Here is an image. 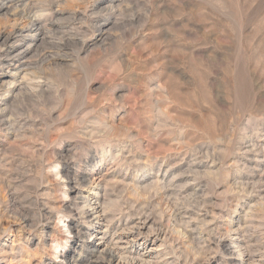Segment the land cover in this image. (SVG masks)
Returning <instances> with one entry per match:
<instances>
[{
    "label": "rangeland",
    "instance_id": "374dc122",
    "mask_svg": "<svg viewBox=\"0 0 264 264\" xmlns=\"http://www.w3.org/2000/svg\"><path fill=\"white\" fill-rule=\"evenodd\" d=\"M27 1L42 15V37L23 62L41 87L1 106L14 134L3 141L0 129V264H62L67 229L83 223L65 180L85 172L95 180L84 195L106 183L116 202L110 227L152 216L141 236L129 228V242L110 248L136 255L145 239L150 264H264V0ZM9 10L0 9V34L14 22ZM237 223L242 233L230 231ZM155 229L169 232L173 249L157 248ZM222 236H251L250 263L224 253ZM16 238L25 246L12 257ZM41 238L57 250L34 252ZM78 254V264L105 257Z\"/></svg>",
    "mask_w": 264,
    "mask_h": 264
},
{
    "label": "bare ground",
    "instance_id": "6f19581e",
    "mask_svg": "<svg viewBox=\"0 0 264 264\" xmlns=\"http://www.w3.org/2000/svg\"><path fill=\"white\" fill-rule=\"evenodd\" d=\"M47 1V0H46ZM111 2V1H110ZM13 5L16 7L18 6V8H14L15 10L17 9L16 12H13L15 10H13L11 8V6L13 7ZM40 6V5H39ZM33 7V6H32ZM12 9L11 11L9 9ZM42 8V7H41ZM0 9L1 10H9L11 13V16L13 17L14 22H12V24H9V28L6 30V32L0 34V67L3 68H7V73L4 74H0V114H2V112H4V110L2 111L1 106L2 105H6L7 102H9L11 99L13 101L17 98V95H21L22 94L25 96L27 95H32L34 93H36L39 88L41 87V83H37L39 81H34L33 82V78L35 75H33V73L27 72L29 69L28 67H26V64H24L23 60L25 57H27L28 54H30V52L32 51V47L34 46L33 44H35V42L38 40V38L41 36V21H42V15H31V9L29 7V1L26 2V0H7V2L5 3H1L0 4ZM9 12V13H10ZM42 12V11H41ZM56 12V11H55ZM61 12V11H60ZM5 13V11H4ZM37 13V12H36ZM4 15V14H3ZM7 15V14H6ZM8 16V15H7ZM20 16V18H19ZM11 18V17H10ZM58 21V20H57ZM56 23V22H54ZM49 24V23H48ZM51 25V24H50ZM50 27V26H49ZM99 29V28H98ZM45 30V29H44ZM3 32V31H2ZM42 37V36H41ZM42 39V38H41ZM95 40V39H94ZM27 59V58H26ZM25 61V60H24ZM26 62V61H25ZM24 70V74L22 75V81H17L15 79V75L18 74V72H20L21 70ZM31 70V69H30ZM29 73V74H28ZM8 75V76H7ZM39 76V75H38ZM21 78V77H20ZM38 78V77H36ZM35 78V79H36ZM27 79V81L25 80ZM24 80L26 82H24ZM43 89V88H42ZM44 90V89H43ZM41 92V91H40ZM35 96V95H33ZM30 97V96H29ZM32 97V96H31ZM16 101V100H15ZM8 106V104H7ZM7 109V108H6ZM6 112V111H5ZM3 116V115H2ZM11 119L10 118H4L0 120V129L3 130L5 132V136H4V140L6 141V139H8L9 137L12 136V133L9 132L10 128L9 126L11 125ZM14 123V122H13ZM34 127V126H33ZM5 129V130H4ZM14 130V129H13ZM14 134V133H13ZM15 136V135H14ZM1 141V140H0ZM262 151V150H261ZM2 153V152H1ZM264 154V153H263ZM124 160V159H123ZM126 160V159H125ZM127 161V160H126ZM210 168V167H209ZM94 172V171H93ZM74 173V172H73ZM96 174V173H95ZM65 175V174H64ZM68 176V174H67ZM94 176V174L92 173H82L80 175H77L74 178H70V177H66L67 179L66 181V187L68 188L67 190L73 191V193H76L75 195V200L78 199L80 200L79 202L82 203L81 205V209L79 212V215L81 216V218L83 219V223L82 225H77L76 227H70L67 229L68 234H72V241L69 245V248L67 251L63 252L62 254H60V260H58L57 258H59L58 256H55V262H61L62 264H78V258H79V254L77 255L78 252H82L83 250L88 251L91 255H95V254H99V255H103L104 254V258H102L99 262H97L96 264H114V262H116L115 264H150L147 263L145 260L143 261V256L142 254H144L143 252L145 251V246H146V242L145 239H142L139 244H137V251L136 252L138 254L134 255L133 254V250L132 249H126L124 248H118L119 250H117L116 247L110 248V245L112 244L113 240H115L113 242L114 246L116 245V243L118 244V242H124V243H128L129 241H127V236H125V231H129V222L130 221H125L124 222V226H120V227H110V221L109 218L107 217V208H112L116 206V202L112 201L111 199H109L108 197H106L107 195L105 193L106 192V183L105 185H101L99 183H96V191H93V195H92V199H89V195H84V193L82 192L83 190H85V188L89 185H91L93 183V181L91 178ZM102 177V176H101ZM103 178H105L103 176ZM125 179V177H123ZM65 179V178H64ZM102 179V178H101ZM123 179V180H124ZM92 180V181H91ZM104 180V179H103ZM156 180V179H155ZM101 183V182H100ZM155 184H158V181L155 182ZM135 188L132 189L133 194H137L140 191L137 192L138 189L141 190V186H143L142 183H137L134 184ZM161 186V185H160ZM123 187V186H122ZM131 187H133L131 185ZM147 187L149 188H154V185H147ZM162 190L165 189V186H161ZM88 191H90L91 189H88ZM9 191V190H8ZM92 191V190H91ZM102 191L103 195H101L100 197H104L102 199V201L100 199H98L97 197L99 196V192ZM142 191V190H141ZM174 193V192H173ZM102 194V193H101ZM105 194V195H104ZM126 194V193H125ZM177 195V194H176ZM12 196V195H11ZM170 196V194L168 195ZM16 197V196H15ZM67 197V196H66ZM73 201V200H72ZM75 202V201H74ZM206 203V202H205ZM73 204V203H72ZM76 204V203H75ZM199 205V204H198ZM12 210V209H11ZM178 210V209H177ZM20 211V210H19ZM109 211V210H108ZM175 212V211H174ZM182 212V211H181ZM247 212V211H246ZM196 213V212H195ZM194 212L189 213L188 210H185V212H183V214H189L188 217L193 220V221H199V217L198 215H196ZM178 214V213H177ZM182 214V215H183ZM4 215V214H3ZM11 215V214H10ZM21 215V214H20ZM187 216V215H186ZM39 217V216H38ZM144 218H139L138 219V223H135V225L133 227H131L130 229L132 230H136V232L138 233V237L139 235L141 236L142 234V229L143 227H146L147 224L152 221V216L149 217L148 215H143ZM207 217V216H206ZM46 218V217H43ZM157 218V217H156ZM50 219V217H48V220ZM9 220V219H8ZM46 220V219H45ZM239 220V219H238ZM2 221V219H1ZM10 221V220H9ZM203 221V220H202ZM241 221V220H240ZM232 222V221H231ZM20 226L19 227L21 230H25L26 226L29 223V220L25 218H20L19 220ZM31 223V222H30ZM101 223H106L104 226V229L101 231L99 225H101ZM164 223V222H163ZM187 223V222H186ZM191 223V222H190ZM197 223V222H196ZM248 223V222H247ZM3 224V223H2ZM232 224V223H231ZM85 225V227L83 226ZM156 225V224H155ZM171 225V224H170ZM180 225V224H179ZM194 225V224H193ZM198 225V224H197ZM202 225H205L202 223ZM233 225V224H232ZM235 225V224H234ZM255 225V224H254ZM236 229H233L232 226H229L230 231L233 232H239L242 233L244 231L245 228L240 227V224L237 223L236 225ZM244 226V225H243ZM6 227V226H5ZM153 227V225H152ZM151 227V228H152ZM7 229L9 228L6 227ZM32 228V227H31ZM46 227H42L41 229H43V231L45 230ZM50 228V227H49ZM150 228V227H149ZM148 228V229H149ZM185 228V227H184ZM187 228V227H186ZM193 228V227H192ZM203 228V227H202ZM19 229V230H20ZM39 229V228H38ZM53 229V228H52ZM51 229V230H52ZM147 229V228H146ZM154 229V228H153ZM191 229V228H190ZM197 229V227H196ZM248 229V228H247ZM262 229V228H261ZM3 233L5 231V228L2 227ZM151 230V229H150ZM182 230V229H181ZM185 230V229H184ZM195 230L192 229L191 231ZM199 230V229H198ZM227 230V229H226ZM251 230V229H250ZM11 231V230H10ZM42 231V233H44ZM109 231H112V236L110 237L109 240H107V233ZM149 231V230H148ZM260 231V230H259ZM126 232V233H127ZM132 232V231H131ZM130 232V233H131ZM151 232V231H150ZM185 232V231H183ZM194 232V231H193ZM193 232L191 234H193ZM228 232V231H225ZM29 233V232H28ZM39 233V232H38ZM147 233V232H146ZM145 233V234H146ZM155 238L157 240L160 241V245L157 246V248H160L161 246H165L167 243L169 244V248L170 250L174 248L173 246V242L171 241V236L168 234L169 232H167L166 230H157L155 229ZM180 233V231H179ZM202 233V232H201ZM200 233V234H201ZM209 233V232H208ZM148 234V233H147ZM146 234V237H147ZM247 234V233H245ZM249 234V232H248ZM100 235V236H99ZM136 235V236H137ZM149 235V234H148ZM180 235V234H179ZM186 235V232L183 233V236ZM231 235V234H230ZM237 235V234H236ZM242 235V234H240ZM45 236V235H44ZM85 236H88V240L86 241H82L80 242L79 239H86ZM136 236H134L133 238H136ZM150 236V235H149ZM198 236V235H197ZM196 236V237H197ZM200 236V235H199ZM198 236V238H199ZM226 236V235H225ZM224 236V237H225ZM243 236V235H242ZM257 236V235H256ZM18 237V236H17ZM43 237V236H42ZM192 236L189 234L188 238H190V240ZM195 237V238H196ZM222 236V239L220 240L219 238V246L222 249V251L224 253H226L228 256L232 255L234 252H236V254L238 255L237 257L244 263L245 260H251L252 257V253L249 252V249L246 248V246L248 247L249 244L252 242L254 243V240L252 239V237H246L245 238H241L239 237H235L232 240H228L225 239ZM232 237V236H231ZM244 237V236H243ZM30 238V237H29ZM94 238V239H93ZM194 238V239H195ZM215 238V237H214ZM17 240V247H18V251H15L14 248L10 247V255L12 257H14V255L17 254H22V248L23 246H25L20 238H16ZM96 239V240H95ZM184 239V238H183ZM200 239V238H199ZM231 239V238H230ZM31 239H27V242L30 243ZM131 240V239H129ZM37 244L35 249L33 250L34 252H38L40 249L42 250H57L56 248H58V246H54V245H45L42 241V238L40 240H37ZM133 241V240H131ZM148 241V240H147ZM203 241V240H202ZM14 242V241H13ZM78 242H80V244H78ZM191 241H190V245H191ZM257 243V242H256ZM33 244V243H32ZM201 244V243H200ZM246 244V246H244ZM175 245V244H174ZM180 245V244H179ZM204 245H206L204 243ZM253 245V244H252ZM11 246H14V243L11 244ZM35 246V245H34ZM112 247V246H111ZM119 247V246H118ZM205 247V246H204ZM251 247V246H250ZM262 247V246H261ZM168 248V249H169ZM249 248V247H248ZM150 249V248H149ZM197 249V248H195ZM8 250V251H9ZM237 250V251H235ZM140 251L142 252L140 254ZM33 252V254H35ZM54 252V251H53ZM57 251H55L56 253ZM253 252V251H252ZM26 254V256L28 257L29 255L32 256V252L30 254V252H24ZM54 253V254H55ZM61 253V252H60ZM183 253V252H182ZM42 254V253H41ZM59 254V253H58ZM168 253H163L162 255H167ZM170 254V253H169ZM184 254V253H183ZM5 255H7V251H5L4 247L0 246V258L2 257V259H4ZM56 255V254H55ZM101 255V256H102ZM254 255V254H253ZM17 256V255H16ZM54 256V255H53ZM174 257V256H173ZM263 257V256H262ZM20 258V257H19ZM53 258V257H52ZM236 258V257H235ZM246 258V259H245ZM100 259V258H99ZM7 260V259H6ZM11 260V259H10ZM15 260V259H14ZM253 261V259H252ZM251 261V262H252ZM256 261V260H255ZM27 260L22 261L21 263H26ZM249 262V261H248ZM250 263V262H249ZM253 263V262H252ZM11 264V263H10Z\"/></svg>",
    "mask_w": 264,
    "mask_h": 264
}]
</instances>
